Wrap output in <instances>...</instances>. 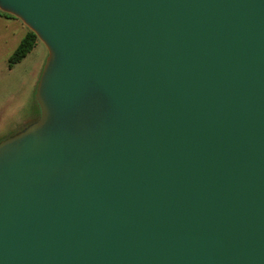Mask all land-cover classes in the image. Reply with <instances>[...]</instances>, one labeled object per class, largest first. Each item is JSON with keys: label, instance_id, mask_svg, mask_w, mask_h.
<instances>
[{"label": "water", "instance_id": "1", "mask_svg": "<svg viewBox=\"0 0 264 264\" xmlns=\"http://www.w3.org/2000/svg\"><path fill=\"white\" fill-rule=\"evenodd\" d=\"M48 49L0 140V264H264V0H0Z\"/></svg>", "mask_w": 264, "mask_h": 264}, {"label": "rangeland", "instance_id": "2", "mask_svg": "<svg viewBox=\"0 0 264 264\" xmlns=\"http://www.w3.org/2000/svg\"><path fill=\"white\" fill-rule=\"evenodd\" d=\"M14 18L0 10V129L35 118L36 89L48 58L46 45L38 40L21 62L8 66L9 57L30 30L23 22L14 23ZM8 38L12 39L9 43Z\"/></svg>", "mask_w": 264, "mask_h": 264}, {"label": "trees", "instance_id": "3", "mask_svg": "<svg viewBox=\"0 0 264 264\" xmlns=\"http://www.w3.org/2000/svg\"><path fill=\"white\" fill-rule=\"evenodd\" d=\"M3 12V11H2ZM8 16H14L12 14L3 12ZM39 40L38 36L32 30H29L26 35L21 40L20 44L11 54L8 59V66L13 68L15 64L21 62L35 47L37 41Z\"/></svg>", "mask_w": 264, "mask_h": 264}, {"label": "flooded vegetation", "instance_id": "4", "mask_svg": "<svg viewBox=\"0 0 264 264\" xmlns=\"http://www.w3.org/2000/svg\"><path fill=\"white\" fill-rule=\"evenodd\" d=\"M36 104V108L38 110L37 113H35V115H33L32 117H36L40 114V107L39 104L37 103V101L35 102ZM29 119V118H28ZM24 123H18L15 127H8L9 125L7 124L5 128H1L0 129V140L4 139L5 137L9 136L10 134H12L13 132H15L20 126H22Z\"/></svg>", "mask_w": 264, "mask_h": 264}, {"label": "crops", "instance_id": "5", "mask_svg": "<svg viewBox=\"0 0 264 264\" xmlns=\"http://www.w3.org/2000/svg\"><path fill=\"white\" fill-rule=\"evenodd\" d=\"M11 20H13L14 23H17V24H21V22H22V21H21L19 18H17V17H15L14 19H11ZM25 35H26V34H25ZM25 35H24V36H25ZM13 36H15V35H13ZM24 36H23V37H24ZM11 40H12L11 38H8V40H7L8 42H7V43H9ZM21 40H22V38H21ZM21 40L19 41V43L21 42ZM17 46H18V45H17ZM17 46H16V47H17Z\"/></svg>", "mask_w": 264, "mask_h": 264}]
</instances>
